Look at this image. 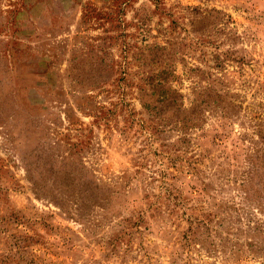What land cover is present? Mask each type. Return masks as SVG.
<instances>
[{
  "label": "rangeland",
  "instance_id": "374dc122",
  "mask_svg": "<svg viewBox=\"0 0 264 264\" xmlns=\"http://www.w3.org/2000/svg\"><path fill=\"white\" fill-rule=\"evenodd\" d=\"M0 264H264V0H0Z\"/></svg>",
  "mask_w": 264,
  "mask_h": 264
},
{
  "label": "trees",
  "instance_id": "16d2710c",
  "mask_svg": "<svg viewBox=\"0 0 264 264\" xmlns=\"http://www.w3.org/2000/svg\"><path fill=\"white\" fill-rule=\"evenodd\" d=\"M161 82L158 84L153 85V87H151L150 91L152 94L157 95V100L159 101V104H163L165 101H169L170 104L175 105L174 109L177 110V108H179V103L177 102V92L175 93V91L173 89L169 90L170 87L167 85L166 81V77H162L160 78ZM157 87V88H155ZM154 88V89H152ZM168 92H171V94H168ZM194 107H192L190 110V113L192 112ZM174 111V110H173Z\"/></svg>",
  "mask_w": 264,
  "mask_h": 264
}]
</instances>
